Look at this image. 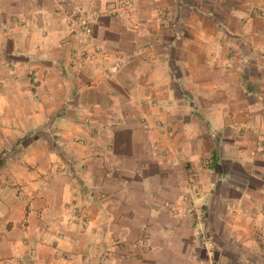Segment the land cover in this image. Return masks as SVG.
Instances as JSON below:
<instances>
[{"label":"crops","instance_id":"crops-1","mask_svg":"<svg viewBox=\"0 0 264 264\" xmlns=\"http://www.w3.org/2000/svg\"><path fill=\"white\" fill-rule=\"evenodd\" d=\"M116 1L0 0V264H264V0Z\"/></svg>","mask_w":264,"mask_h":264},{"label":"built area","instance_id":"built-area-1","mask_svg":"<svg viewBox=\"0 0 264 264\" xmlns=\"http://www.w3.org/2000/svg\"><path fill=\"white\" fill-rule=\"evenodd\" d=\"M131 3V0H117L114 3L108 4L106 6V11L112 15L120 14L122 10L130 8ZM59 12L62 19L67 24L69 33L78 41L77 48L74 50V55L79 59V64L84 65L86 62L91 61L94 58L107 56V53L102 48L91 42L93 19L95 15L93 10L77 8L75 11L70 12L63 7H60ZM150 147L152 150H158V145L156 143L151 144ZM189 183L190 193H192V198H194L199 191V185L193 177L190 178ZM191 210L199 218L201 212L200 209L192 207ZM254 211L256 214L263 216L262 222L257 226V237L260 250L264 252V203L255 206ZM195 224L197 240L202 245L207 244L208 235L202 230L199 221Z\"/></svg>","mask_w":264,"mask_h":264}]
</instances>
